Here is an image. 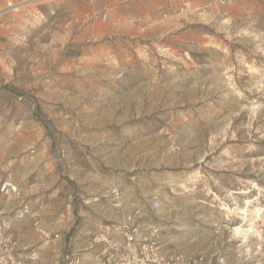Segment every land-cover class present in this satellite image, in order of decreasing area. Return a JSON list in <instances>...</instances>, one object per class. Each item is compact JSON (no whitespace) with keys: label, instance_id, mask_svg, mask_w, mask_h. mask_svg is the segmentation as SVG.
<instances>
[{"label":"rangeland","instance_id":"374dc122","mask_svg":"<svg viewBox=\"0 0 264 264\" xmlns=\"http://www.w3.org/2000/svg\"><path fill=\"white\" fill-rule=\"evenodd\" d=\"M182 2L184 17L109 55L97 72L110 81L65 62L78 43L64 0L0 6V183L86 188L69 209L112 222L136 209H96L93 198L117 188L158 200L153 224L185 226L161 249L264 264V0H198L191 14ZM112 151L121 158L104 159Z\"/></svg>","mask_w":264,"mask_h":264},{"label":"crops","instance_id":"0c3cea01","mask_svg":"<svg viewBox=\"0 0 264 264\" xmlns=\"http://www.w3.org/2000/svg\"><path fill=\"white\" fill-rule=\"evenodd\" d=\"M9 1L0 0V6H4ZM180 1L184 0H64L65 29L72 31L74 25L77 27V35L73 41L78 43L75 44L76 46L65 47L64 54L67 56L65 62L78 61L85 69L88 80L109 79L110 81L112 77L110 74L97 72L99 66L103 63L111 66L113 60L109 59V55L123 56L131 42L144 39L145 34L149 31L154 32L158 24L168 20L174 21L176 17H184L177 13V8L175 10L176 3ZM190 1L194 7L199 4L198 0ZM102 13L108 16L106 22H101L99 19ZM93 37L98 39L97 43L90 41ZM104 155V159L107 155L108 160L121 158L118 156L119 153L114 151ZM259 157H264V155ZM127 179L130 180V176ZM128 186L127 190L134 189L131 188V184ZM260 186L264 188V185ZM64 189L67 195L66 209L57 211L55 204L61 198ZM19 191V197L0 195V210L8 214L23 204L30 207L33 217H24L14 223L10 230L11 236L19 241V250L26 246L39 252L41 261L29 264H59L62 256L68 252L80 253L84 257V264H91V256L98 249L91 248V236L99 231L108 232L112 221L117 218L98 217V211L96 212L97 217L92 218L80 214V211L70 210L71 205L80 203L77 196L81 192H88L86 188H19ZM47 191L50 197L46 211L47 206L44 205L42 194ZM116 202H119L120 207L123 208L138 209L142 226L144 228L152 225L158 227L161 242L176 241L170 228L173 227L182 232L185 230V226H176V228L172 225L153 224L152 201L147 202L146 199L139 200L135 196L126 198L124 193H121L120 198L116 200L110 190L108 195L102 194L95 197L91 203L96 209H104L107 205L115 207ZM36 220L40 227L50 234L49 238L36 230L34 227ZM54 235L57 237L54 238ZM172 250L174 252H171ZM172 250L161 249L163 253L179 254L174 249Z\"/></svg>","mask_w":264,"mask_h":264},{"label":"built area","instance_id":"2783aa9c","mask_svg":"<svg viewBox=\"0 0 264 264\" xmlns=\"http://www.w3.org/2000/svg\"><path fill=\"white\" fill-rule=\"evenodd\" d=\"M214 1L225 3V0ZM196 10L190 0L183 1L179 7V12L182 14H191ZM99 19L101 22H106L108 16L102 13ZM90 41L98 42V39L93 37ZM121 78L122 74L118 73L116 79ZM111 194L116 200L120 198L117 188L112 189ZM0 195L19 197L20 191L14 183L4 181L0 183ZM151 205L153 209H158L160 202L153 200ZM114 206L120 207V203L116 202ZM26 216L33 217L27 204L8 214L0 210V264H29L41 261L37 250H31L26 246L19 250V241L10 234L13 224ZM34 227L44 237H50L37 220L34 222ZM53 237L56 238L57 235ZM91 245V248H98L91 256V264H212L211 260L203 256L186 258L181 254L163 253L159 228L154 225L144 228L140 222L138 209L112 222L108 232L99 231L93 234ZM238 246L241 247L237 251L240 257L249 246L243 242ZM262 248V244L255 246L256 251H261ZM59 264H84V257L78 252H68L62 256ZM234 264H238V261Z\"/></svg>","mask_w":264,"mask_h":264},{"label":"bare ground","instance_id":"6f19581e","mask_svg":"<svg viewBox=\"0 0 264 264\" xmlns=\"http://www.w3.org/2000/svg\"><path fill=\"white\" fill-rule=\"evenodd\" d=\"M16 7V6H15ZM242 213V211H240V214ZM242 215V214H241ZM243 216V215H242ZM240 225H242V224H240ZM235 229V228H234ZM234 229H233V231H234ZM238 230H240V229H238Z\"/></svg>","mask_w":264,"mask_h":264},{"label":"trees","instance_id":"16d2710c","mask_svg":"<svg viewBox=\"0 0 264 264\" xmlns=\"http://www.w3.org/2000/svg\"><path fill=\"white\" fill-rule=\"evenodd\" d=\"M36 116L38 117V114H36Z\"/></svg>","mask_w":264,"mask_h":264}]
</instances>
